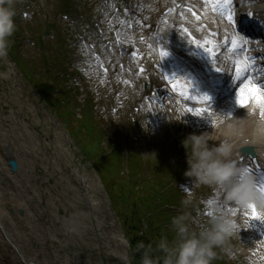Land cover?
<instances>
[{
	"label": "clouds",
	"instance_id": "1",
	"mask_svg": "<svg viewBox=\"0 0 264 264\" xmlns=\"http://www.w3.org/2000/svg\"><path fill=\"white\" fill-rule=\"evenodd\" d=\"M19 2L20 0H0V60L9 54L10 39L17 29L15 17ZM246 119L252 122L251 142L264 145V118H260L254 108H247L246 118L236 121ZM234 127L239 129V123H235ZM208 134L192 133L182 140L188 165L184 175L192 178L197 186L222 190L226 203L241 208L254 205L264 209V193L257 191L255 176L237 164L235 139L227 137L219 143L210 144ZM239 135L243 136L242 130ZM181 188L188 190L186 186ZM190 203V196L182 201L184 206ZM188 220L185 214L173 218L172 227L176 234L174 242H169L164 237L155 248L152 244L140 242L138 251H142L141 264H212L217 258L216 249L222 248L236 235V222L227 214L210 215L208 226L199 231L192 230ZM156 252L162 255L157 257Z\"/></svg>",
	"mask_w": 264,
	"mask_h": 264
},
{
	"label": "bare ground",
	"instance_id": "2",
	"mask_svg": "<svg viewBox=\"0 0 264 264\" xmlns=\"http://www.w3.org/2000/svg\"><path fill=\"white\" fill-rule=\"evenodd\" d=\"M251 2L252 9L254 10L255 14L261 17V20L264 21V0H249ZM264 34V32H263ZM237 58L234 59H225L223 61L224 67H227V77L223 79L224 82L232 81L235 78V65L231 69L228 63H234ZM251 62L253 65L256 60L250 59L248 62ZM228 62V63H227ZM243 64V62H242ZM241 64V66H242ZM257 68L256 66L252 68V75L254 77H258L257 79L263 78L264 74H260L261 68ZM234 70V71H233ZM232 76V79H231ZM244 91L241 90L238 92L235 98L230 100L226 105L222 107L220 111L217 112L216 116V131H218L221 136L220 139L223 140L227 137H233L236 141V149L243 146L245 140H249V144H251L255 149H259L260 151L264 148V145L257 144L251 142L252 136V122L249 120H242L236 121V119H243L246 118L247 115V106L246 101L243 97ZM16 97L19 99V90L17 89L15 92V96L13 99H10L6 102L8 109L11 110L10 114L5 116L0 113V264L6 263V260H9L11 264H21L19 259L16 257L15 250L19 252V249L23 250L22 258L34 262V259L28 257L29 250L24 249L19 244V217L17 212L20 208L25 211L26 219H37L40 216V211L38 209L39 205V195L37 189L34 186L29 185L28 177H33V168L30 164L27 166L26 169H20L16 176H10L8 174L6 168V157H12L15 159H22L17 155L23 153V157H27L29 150L27 145L24 143L25 137L32 138L31 145L34 146L35 136L30 131L28 124H26L25 119H19V106L16 103ZM243 99L245 103L241 105L240 100ZM224 103V102H223ZM243 106V107H241ZM247 107V108H246ZM255 109V108H254ZM0 108V112H1ZM256 110V109H255ZM14 114V117L12 115ZM257 115L261 118L260 113L256 110ZM233 114H237V116L233 117ZM233 117V118H232ZM19 120L23 123L22 129L19 131ZM223 120V122H221ZM235 123H239L240 128L234 127ZM243 131V136L239 135L240 131ZM35 138V139H34ZM34 139V140H33ZM264 152V151H263ZM7 161V160H6ZM30 175V176H28ZM5 178L9 179L12 183V186L3 187L2 183L4 184ZM82 183H86L83 178H81ZM87 187L85 186V191ZM8 191L13 199H15V205L12 203L9 207L13 208L14 216H11V213L7 211V205L4 204L3 194L4 192ZM19 198L22 202L19 204ZM14 201V200H13ZM52 200H48V205H51ZM33 202V203H32ZM90 206L98 205L100 207L101 202H95V200L91 199ZM44 210V209H43ZM52 222V221H51ZM53 223V222H52ZM42 232V230H41ZM32 234V232H29ZM118 240L115 235L111 237V241ZM114 242V241H113ZM27 245V243H26ZM252 242L250 241V247ZM14 247V249L11 248ZM57 263L62 259L58 258ZM54 261V260H53ZM56 262V261H54ZM65 262V261H64ZM63 262V264H64Z\"/></svg>",
	"mask_w": 264,
	"mask_h": 264
},
{
	"label": "rangeland",
	"instance_id": "3",
	"mask_svg": "<svg viewBox=\"0 0 264 264\" xmlns=\"http://www.w3.org/2000/svg\"><path fill=\"white\" fill-rule=\"evenodd\" d=\"M79 1L81 2L82 0H79ZM86 2H88V0ZM45 9H48V8H45ZM53 20L56 21V19H54V18H53ZM12 66L13 65H11V67ZM37 66H39V64ZM8 73H9V71H8L7 67H3L2 69H0V88L6 89L5 80L8 81L7 83H14V84L16 83V80L11 75H9ZM11 86L12 85H9V88ZM22 87H23V96H22L23 98H22V100H27L28 99L29 100L28 105H31L33 110L36 108L37 111H36V114L33 115V112L30 114L29 111H28V108L24 107V111L19 112V116L21 118H26V119L29 117L30 119H27L28 122L31 120V117H33L34 118V120H33L34 124L36 125V131L41 135V133L47 132V130H49L51 138H53L54 137V131H55V126L54 125L57 124L56 117H54V114L49 111L48 107L45 106V103L42 100H39V96L36 94L37 90L35 88L32 89V87L30 86L29 83L23 84L21 82V83H19V90ZM2 94L6 95L7 91H4ZM25 113H27V116H25ZM105 127H106V129L109 128V126L107 124H105ZM122 129L125 130V127L124 126L119 127L115 131V134L116 135H120ZM65 138H67V136H66L64 131H62L59 134H56V139L60 140L62 142L63 146H64ZM69 142L72 144V140L70 138H69ZM75 158H76L75 159V163L77 165H79L80 170H82L83 169L82 167H84L85 169L88 170V172L92 171L90 166L87 163L84 162L83 157L78 152L76 153V157ZM79 162L81 164H79ZM71 168H73V167L71 166L69 169H71ZM35 175H36V178H37V180L39 182H48V180L46 179L47 171L36 173ZM58 177H59V175L57 173H54L53 177H52L51 186L43 184L44 187H42L40 190L44 191L46 188H50L52 190L54 196L56 198H59L60 197V190L56 189V187L59 186V182L57 181ZM94 179L98 181V179L95 176H94ZM98 185L100 186L99 181H98ZM101 189L102 188H100L101 195H102V198H103V200L105 202V210H108V212L110 214V217L114 218L112 216V214L110 213V211H109V203L107 201V198H106L104 192H102ZM71 197H72L71 194H66V202H65V204L67 206L63 207L65 209V212H66L65 215L66 216H68V214H69V209H68V203L69 202H68V200ZM61 203L64 204L62 199H61ZM106 224H107V221L104 220L103 226L105 227L106 231H104L103 235L107 237V238H105L104 243L108 242V240H110L109 233L111 231H114L113 229H110V225H106ZM119 232L121 233L120 228H119ZM107 233H108V235H107ZM80 236H81V234H78L75 237L78 238V244L81 246L80 247V249H81L83 245L80 243ZM85 236H90V235L88 233H85ZM69 239L72 240L71 237ZM46 245L49 248V255L48 256H50L52 254V249H55V248L58 247L57 242H55V241H49V242H47ZM71 248L73 250V247H71ZM71 248H69V249H71ZM86 248H87V246L85 245V246H83L82 249L86 250ZM75 251H79V250H75ZM102 251H106V250L103 249ZM83 255L84 254H82V256ZM45 258H46L45 256H40L39 257V261H41V260L50 261L49 259L46 260ZM72 264H76V263H72Z\"/></svg>",
	"mask_w": 264,
	"mask_h": 264
},
{
	"label": "snow or ice",
	"instance_id": "4",
	"mask_svg": "<svg viewBox=\"0 0 264 264\" xmlns=\"http://www.w3.org/2000/svg\"><path fill=\"white\" fill-rule=\"evenodd\" d=\"M205 3L206 4L210 3L212 6V10L214 12L219 11L220 16L226 18L229 24L235 23V21L233 20L232 12H231V0H205ZM188 11L192 12V9H188ZM192 14L194 16H196L197 20L200 19V17L197 16L195 12H193ZM184 31L187 32V29H184ZM189 35H191V33H189ZM211 35H215V33H211ZM193 42L197 44V47L202 48L210 56L217 57V53L215 52L214 46H210L213 44V42L211 40H205L203 43H201L199 41H195V40ZM225 42H226V44L227 43L231 44L230 50L233 53L244 51L243 45L247 43V41H241L240 43H238L236 37H232L230 40L225 38ZM134 55H135V53H134ZM160 55L162 57H166L168 55V52L162 50L160 52ZM241 64H242V62L240 60L235 61V74H236V79H238V80L240 79L241 74L243 72L247 71V67H242ZM104 71H105V73H107V69H104ZM140 71L143 72L144 69L141 68ZM216 71L220 72L221 69L219 67H217ZM170 83H172V82L170 81ZM172 87L174 90L177 87H180L183 89V86L179 84V81L172 83ZM245 88H247L248 91L253 94V97L257 99V102L261 104L260 115H261V117H264V94H261V89L257 88L255 85H251V86L245 85ZM243 91H244V89H241V92H243ZM180 95L183 96L185 99H193V97L188 95L187 90H182L180 92ZM196 100H197V103H200L201 101L207 102V101H210V97L207 94H205L202 96V98L197 97ZM240 103H241V105H243L245 103V101L243 99H241ZM186 111L191 112L194 115L200 116L203 113H205L207 111V109H205V108H188ZM245 171H248V169L245 168ZM260 188L262 191H264V181H262L260 183ZM249 207L252 208L253 218H259L256 214L255 207L253 205L249 206ZM209 215H211V213H209Z\"/></svg>",
	"mask_w": 264,
	"mask_h": 264
},
{
	"label": "trees",
	"instance_id": "5",
	"mask_svg": "<svg viewBox=\"0 0 264 264\" xmlns=\"http://www.w3.org/2000/svg\"><path fill=\"white\" fill-rule=\"evenodd\" d=\"M88 145H90V142L88 141ZM100 149L99 148H97L96 150H95V152L96 153H100ZM131 226H132V224L129 222V225H128V228H127V233H128V236H129V238L131 239V242H132V244L135 246V247H137V242L139 241V240H142L141 238H139V237H137L136 235H135V233H133V231H132V229H131Z\"/></svg>",
	"mask_w": 264,
	"mask_h": 264
}]
</instances>
